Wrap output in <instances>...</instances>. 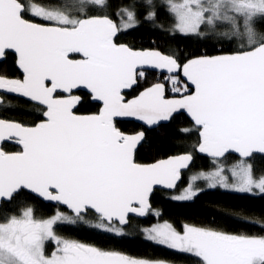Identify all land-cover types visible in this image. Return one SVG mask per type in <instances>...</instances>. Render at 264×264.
Instances as JSON below:
<instances>
[{"label":"snow or ice","instance_id":"obj_1","mask_svg":"<svg viewBox=\"0 0 264 264\" xmlns=\"http://www.w3.org/2000/svg\"><path fill=\"white\" fill-rule=\"evenodd\" d=\"M110 7L109 0H0V59L11 51L22 72V78L0 76V93L28 98L39 114L31 125L0 118V142L19 146L12 152L0 147V202L11 204L29 190L72 213L57 208L51 217L38 218L35 207L27 206L6 217L0 222V264H167L57 235L58 225L78 222L123 235L130 214L152 211L153 187L175 188L193 160L183 153L138 163L134 153L144 133L125 134L117 117L148 126L180 110L191 118L199 137L195 151L211 158L214 168L193 174L173 199L195 197L198 180L264 194V173L257 177L252 163L257 154L264 156V0H132L115 11L120 24ZM161 8L174 20L173 35L223 37L238 48L181 65L174 55L116 43L118 33L136 26L138 9L155 23ZM145 65L166 69L165 80L177 95L169 98L166 84L156 82L126 99L123 90L138 84L145 75L138 69ZM80 88L98 103L97 112L75 113L81 98L73 90ZM192 131L182 129L185 135ZM233 154L238 159L226 167ZM89 213L95 222L86 219ZM143 232L198 264H264V236L187 224L180 232L168 222ZM48 242L55 245L51 255Z\"/></svg>","mask_w":264,"mask_h":264},{"label":"trees","instance_id":"obj_2","mask_svg":"<svg viewBox=\"0 0 264 264\" xmlns=\"http://www.w3.org/2000/svg\"><path fill=\"white\" fill-rule=\"evenodd\" d=\"M109 2L111 7L108 11L111 18L120 24V18L114 13L121 4H130L132 0H109ZM159 2L160 0H157V3ZM137 21L135 27L118 33L115 38L116 43L126 44L133 49H158L167 55L176 56L181 65L193 57L232 53L238 48L237 42L228 43L227 39L223 37L208 39L179 33L173 35L170 29L174 20L164 8L158 11L155 23L146 21L142 10L138 9ZM160 25H163V28ZM143 72L145 75L143 78H138L137 86L126 93L127 99L134 97L144 87L156 82L166 84L167 96L177 95L171 91L170 83L165 80L168 75L153 71ZM0 75L9 78L22 77L15 64L14 54L8 52L6 58L0 61ZM179 78L183 81L181 72ZM1 96L3 103L0 104V118L22 122L26 125L33 124L39 118L34 103L18 97ZM80 98L76 108L77 113L98 111V103H94L89 94L80 93ZM116 125L124 133L144 130V141L135 152V160L138 163H151L170 155L191 153L193 156L191 166L182 172L181 181L173 192L160 189L153 191L150 196L152 211L143 218L129 217V223L124 226L123 235L104 232L82 222L58 225L56 227L57 235L92 244L104 250L119 251L133 257L159 259L168 264H198V261L191 254L169 249L147 240L143 233L144 227L156 222H168L177 231H181L183 225L187 224L195 227L213 228L229 234L264 236V194L234 192L219 187L204 188L201 183H198L197 187L200 191L191 200H175L171 197V194L178 192L187 184L189 172L210 170L214 167L211 158L201 156L195 151L199 139L198 132L195 131L193 123L184 114L174 115L168 123L150 130L134 121H116ZM185 128H191L193 131L185 135L182 132V129ZM2 147L6 150L16 148L7 144ZM237 159L238 157L235 155H230L227 158L230 162ZM252 163L254 164V174L259 177L261 173H264V156L256 155ZM27 206L35 207V215L38 218L52 216L57 208L69 215L72 214L64 207L45 203L22 190L11 204L1 202L0 222L12 214H19L20 209ZM86 219L95 222L94 213H89ZM52 250L53 244L46 243V253L49 255Z\"/></svg>","mask_w":264,"mask_h":264},{"label":"water","instance_id":"obj_3","mask_svg":"<svg viewBox=\"0 0 264 264\" xmlns=\"http://www.w3.org/2000/svg\"><path fill=\"white\" fill-rule=\"evenodd\" d=\"M118 44H123V43H118ZM126 45V44H125ZM128 46V45H127ZM133 49V48H132ZM133 50H138V51H140V50H155V51H160V50H158V49H133ZM161 52V51H160ZM9 53H12L11 51H9ZM162 54H165V53H163V52H161ZM12 54H14V53H12ZM226 54H230V53H226ZM216 55H224V54H215V55H208V56H216ZM198 57V56H197ZM77 58H79V57H77ZM193 58H195V57H193ZM4 59V58H3ZM3 59H0V61H2ZM192 59V58H191ZM17 66V65H16ZM17 69H18V67H17ZM19 70V69H18ZM138 71H153V72H157V73H162V74H165V75H169V73L167 72V70L166 69H157V68H154V67H152V66H148V65H145V66H142L140 69H138ZM19 72L22 74V72L19 70ZM181 75H182V71H181ZM0 76H3V75H0ZM9 78V77H8ZM182 79L184 80L185 78L183 77V75H182ZM161 83V82H160ZM137 85H134L131 89H133V88H135ZM131 89H125V90H123V94L125 95V93H127V92H129ZM75 92H85V93H87V94H89L90 95V97H91V94H90V92L87 90V89H84V88H80V89H76V90H73V93H75ZM139 94V93H138ZM137 94V95H138ZM1 95H7V96H13V97H18V98H21V99H24V100H26V101H29V102H31L28 98H24V97H21V96H18V95H16V94H11V95H9V94H5V93H0V97H2ZM75 95V94H74ZM77 95V94H76ZM77 96H79V95H77ZM136 96V95H135ZM80 97V96H79ZM125 97H126V95H125ZM169 98H171V97H173V96H168ZM133 98V97H132ZM132 98H129V99H132ZM126 99H127V97H126ZM91 100L94 102V103H97V102H95L93 99H92V97H91ZM32 103H34V102H32ZM78 107V105L75 107V109H74V111L76 110V108ZM77 115H88V114H92V113H77V112H75ZM184 114L191 122H192V120H191V118L188 116V114L186 113V111H184V110H180V111H178L177 113H175L174 115H177V114ZM173 115V116H174ZM171 120V119H170ZM169 120V121H170ZM13 121V120H12ZM116 121H134V122H136V123H138L139 125H141L142 127H144L145 129H147V130H150V129H154V128H157L158 126H160V125H162V124H166V123H168L169 121H161V122H159L157 125H153V126H148V125H146L144 122H142V121H139V120H137L136 118H134V117H117L116 118ZM18 122V121H17ZM193 123V122H192ZM139 132H143L144 133V137H143V139L141 140V142H139L138 143V145H137V148H136V150H135V152L137 151V149L141 146V144L143 143V141H144V138H145V132H144V130H139V131H136V132H133V133H125V134H128V135H134V134H136V133H139ZM4 143H13V144H15L14 143V141H4V142H0V147H2V145L4 144ZM15 145H17V144H15ZM18 146V145H17ZM19 147V146H18ZM10 152H12V151H10ZM199 155H201V156H205V157H207V158H209L206 154H201V153H199V152H197ZM181 154H183V153H181ZM175 155H179V154H174V155H170V156H168V157H166V158H161V159H167V158H169V157H171V156H175ZM233 155H235V154H233ZM257 155H259V154H257ZM236 156V155H235ZM134 158H135V153H134ZM161 159H158V160H161ZM157 161V160H156ZM156 161H154V162H156ZM193 161V160H192ZM192 161L190 162V165H189V167L191 166V164H192ZM154 162H151V163H154ZM189 167H187V168H185V169H182L181 170V178H182V172H184V171H186V170H188L189 169ZM181 181V179L177 182V185L179 184V182ZM177 185H176V187H177ZM176 187L175 188H172V189H170V188H167V187H165L164 185H155L154 187H153V191L155 190V189H160V190H165V191H168V192H173L175 189H176ZM26 192H28V193H30L31 195H33L34 197H36V198H38L39 200H41V201H43V202H45V203H50V204H52V205H57L56 204V202H50V201H45L43 198H41V197H39L37 194H34V193H31L29 190H25ZM153 191L151 192V194L153 193ZM151 194H150V196H151ZM149 201H150V197H149ZM0 204H1V202H0ZM151 205V204H150ZM59 206H61V207H64L65 209H67L65 206H63V205H59ZM68 210V209H67ZM70 211V210H69ZM130 217H137V218H143V217H141V216H137V215H135V214H130ZM126 226V225H125ZM124 227V226H123Z\"/></svg>","mask_w":264,"mask_h":264},{"label":"rangeland","instance_id":"obj_4","mask_svg":"<svg viewBox=\"0 0 264 264\" xmlns=\"http://www.w3.org/2000/svg\"><path fill=\"white\" fill-rule=\"evenodd\" d=\"M235 161H236V160L230 162V161L226 160V162H225L226 167H230L231 164L234 163ZM213 168H214V167H213ZM213 168H212V169H213ZM212 169H210V170H212ZM210 170H199V171L189 172V173L187 174V184H186L183 188H181L178 192H175V193L171 194V197L173 198V197L178 196V195H180V194L182 193L183 189H185V188L187 187V185H188L189 178H190L193 174L198 173V172H200V171H205V172H207V171H210ZM228 176H229V180H230V182H231V174L228 173ZM198 183H201L202 186H203L204 188H211V187H208V186H207V182L204 181V180H198V181H196V182H195L196 187H197V184H198ZM217 187H219V186H217ZM214 188H215V187H214ZM219 188H221V189H223V190L234 191V190L226 189V188H222V187H219ZM234 192H238V191H234ZM244 193L260 194L258 191H255V190H254L253 192H244ZM175 200H176V199H175ZM65 213H66V212H65ZM67 214H68V213H67ZM71 215H72V214H71ZM50 217H51V216H50ZM163 223H165V222H156V223H153V224H151V225H149V226L144 227L143 229H145V228H150V227H152L153 225L163 224ZM117 226H118V225H117ZM180 232H183V229H182ZM143 233H144V232H143ZM144 236H145V234H144ZM51 243H52V242H51ZM52 244H53V250H54L55 245H54V243H52ZM53 250H52V251H53ZM52 251H51V252H52ZM49 255H51V253H50ZM167 264H168V263H167Z\"/></svg>","mask_w":264,"mask_h":264},{"label":"flooded vegetation","instance_id":"obj_5","mask_svg":"<svg viewBox=\"0 0 264 264\" xmlns=\"http://www.w3.org/2000/svg\"><path fill=\"white\" fill-rule=\"evenodd\" d=\"M77 57H79V56H76L75 58H77ZM165 75V74H164ZM22 78V77H21ZM131 91V90H130ZM80 93H85V92H75V93H73V94H77V95H79L80 96ZM128 93V92H127ZM125 95H126V93H125ZM75 112H76V110H75ZM5 144H7V145H13V146H15L16 148L15 149H4V150H6V151H18L19 150V147L17 146V145H15V144H13V143H4L3 145H5ZM2 145V146H3Z\"/></svg>","mask_w":264,"mask_h":264}]
</instances>
